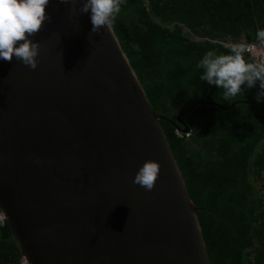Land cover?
<instances>
[{
    "label": "water",
    "instance_id": "1",
    "mask_svg": "<svg viewBox=\"0 0 264 264\" xmlns=\"http://www.w3.org/2000/svg\"><path fill=\"white\" fill-rule=\"evenodd\" d=\"M81 6L50 0L35 70L0 59L6 228L26 264H211L162 124L188 132L181 114L204 101L181 126L155 112L114 29L92 33ZM147 160L151 191L133 183Z\"/></svg>",
    "mask_w": 264,
    "mask_h": 264
},
{
    "label": "trees",
    "instance_id": "2",
    "mask_svg": "<svg viewBox=\"0 0 264 264\" xmlns=\"http://www.w3.org/2000/svg\"><path fill=\"white\" fill-rule=\"evenodd\" d=\"M113 29L162 120L202 229L211 264H264V98L259 84L224 99L197 65L234 42L264 45V0H125ZM246 59H255L249 51ZM257 100L256 102H253ZM237 101L233 108H224ZM179 132V133H178ZM5 224L0 264H20Z\"/></svg>",
    "mask_w": 264,
    "mask_h": 264
},
{
    "label": "clouds",
    "instance_id": "3",
    "mask_svg": "<svg viewBox=\"0 0 264 264\" xmlns=\"http://www.w3.org/2000/svg\"><path fill=\"white\" fill-rule=\"evenodd\" d=\"M57 3H82L80 13H91L92 33L101 28L113 30L116 17L125 0H56ZM50 0H0V59L10 62L13 57L25 66L35 70L40 53L39 42L29 37L37 34L45 21L52 17L46 9ZM73 7L72 11H75ZM256 39L264 45V29L258 30ZM18 45V46H17ZM251 45L234 42L229 45V52L216 53L209 50L198 63L203 74L200 79L209 85L223 90L224 99L236 97L243 92V87L253 88L259 84L257 100L264 98V59H246L245 53ZM161 165L154 160H147L137 171L133 183L147 191L155 187Z\"/></svg>",
    "mask_w": 264,
    "mask_h": 264
},
{
    "label": "built area",
    "instance_id": "4",
    "mask_svg": "<svg viewBox=\"0 0 264 264\" xmlns=\"http://www.w3.org/2000/svg\"><path fill=\"white\" fill-rule=\"evenodd\" d=\"M246 44L252 46L249 49L250 53L255 55L257 58L264 59V48L262 46H260L259 44H249V43H246ZM185 135L188 136L189 133L186 132ZM0 225H4V222H3L2 218H1V216H0ZM20 264H26V262L24 261L23 257H21Z\"/></svg>",
    "mask_w": 264,
    "mask_h": 264
}]
</instances>
